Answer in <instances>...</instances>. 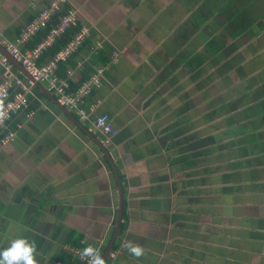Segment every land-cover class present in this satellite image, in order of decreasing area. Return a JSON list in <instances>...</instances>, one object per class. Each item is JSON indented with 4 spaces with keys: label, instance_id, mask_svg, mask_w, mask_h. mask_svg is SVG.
Segmentation results:
<instances>
[{
    "label": "crops",
    "instance_id": "obj_1",
    "mask_svg": "<svg viewBox=\"0 0 264 264\" xmlns=\"http://www.w3.org/2000/svg\"><path fill=\"white\" fill-rule=\"evenodd\" d=\"M51 1L0 0L2 37ZM66 1L89 35L57 74L74 89L102 64V83L86 120L30 89L0 142V249L23 236L68 263L119 224L106 264H264V0Z\"/></svg>",
    "mask_w": 264,
    "mask_h": 264
},
{
    "label": "built area",
    "instance_id": "obj_2",
    "mask_svg": "<svg viewBox=\"0 0 264 264\" xmlns=\"http://www.w3.org/2000/svg\"><path fill=\"white\" fill-rule=\"evenodd\" d=\"M66 2L53 0L44 6L20 28L12 41L5 40L0 34V44L28 73L24 77L14 74L13 64L0 51V99L3 100V106L0 107L1 143L12 139L15 130L21 126L16 117L20 112H27L28 93L37 83H45L47 90L59 104L74 109L81 119H89L94 104L85 105L86 98L95 88L101 86L105 66H94L87 78L74 89L70 88L67 76L57 74L59 63L75 53L89 35V28L79 24L77 11L67 6ZM68 31H72L70 39L53 55L47 57L46 61L40 63L45 51L62 39ZM101 48L102 45L97 44L91 47V51L97 54ZM92 123L98 131L107 136H113L118 131L107 114L96 115ZM67 250L75 261H57L54 264H89L88 258L81 257L82 249L79 246H68Z\"/></svg>",
    "mask_w": 264,
    "mask_h": 264
},
{
    "label": "clouds",
    "instance_id": "obj_3",
    "mask_svg": "<svg viewBox=\"0 0 264 264\" xmlns=\"http://www.w3.org/2000/svg\"><path fill=\"white\" fill-rule=\"evenodd\" d=\"M3 106V100L0 99V107ZM128 252L139 258L144 255L145 249L139 244L127 241L122 245ZM82 258H88L89 264H106L100 251L88 245L80 253ZM35 242L29 241L26 237L18 236L8 242V246L0 249V264H38L36 260Z\"/></svg>",
    "mask_w": 264,
    "mask_h": 264
},
{
    "label": "water",
    "instance_id": "obj_4",
    "mask_svg": "<svg viewBox=\"0 0 264 264\" xmlns=\"http://www.w3.org/2000/svg\"><path fill=\"white\" fill-rule=\"evenodd\" d=\"M0 51L15 65L17 66L18 68H22V71L25 72V68L17 61L15 60V58H13V56L0 44ZM25 70V71H24ZM27 72V71H26ZM28 75V73H27ZM115 174H116V171H115ZM116 177L117 174H116ZM121 215V214H120ZM118 229H119V224H117L116 228H115V231H114V234L111 238V241L109 242V245L107 246L105 252L103 253V258L105 259L106 258V255L108 254V252L110 251V249L112 248V245L116 239V236H117V233H118Z\"/></svg>",
    "mask_w": 264,
    "mask_h": 264
},
{
    "label": "trees",
    "instance_id": "obj_5",
    "mask_svg": "<svg viewBox=\"0 0 264 264\" xmlns=\"http://www.w3.org/2000/svg\"><path fill=\"white\" fill-rule=\"evenodd\" d=\"M71 33H72V31H68L62 39H60L57 43L53 44V46L51 47L49 52L44 53V57H45V55H47V56L53 55L62 45H64L70 39ZM42 61H44V60H42ZM72 258L73 257L71 255H68V259H69L68 262L73 263L75 260L73 259V261H71Z\"/></svg>",
    "mask_w": 264,
    "mask_h": 264
}]
</instances>
